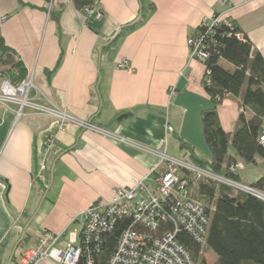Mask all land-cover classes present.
<instances>
[{"label":"crops","instance_id":"1","mask_svg":"<svg viewBox=\"0 0 264 264\" xmlns=\"http://www.w3.org/2000/svg\"><path fill=\"white\" fill-rule=\"evenodd\" d=\"M96 6L102 16L93 20L70 0H0V38L41 94L130 143L60 126L29 109L16 120L15 105L0 106V264H11L23 237L35 242L43 231L71 229L75 216L150 175L158 158L136 146L176 159L187 157L188 146L209 156L201 153L200 114L213 103L204 90L205 67L189 60L186 44L203 21L231 20L264 60V0H98ZM58 7L56 22L49 11ZM121 61L130 72L117 68ZM240 111V99L231 95L218 105L226 133Z\"/></svg>","mask_w":264,"mask_h":264},{"label":"trees","instance_id":"2","mask_svg":"<svg viewBox=\"0 0 264 264\" xmlns=\"http://www.w3.org/2000/svg\"><path fill=\"white\" fill-rule=\"evenodd\" d=\"M42 1L48 5L52 0ZM97 1L70 0L78 11L96 5ZM61 12L62 7L52 8L49 17L57 22ZM236 34L241 33L231 21L230 28L218 25L206 38L210 55L203 65L208 72L209 85L203 83L213 108L201 112L200 122L209 156L200 157L188 146L187 163L240 184L239 170L231 171L230 168L238 164L252 165L260 176L245 185L264 191V147L259 141L264 133V60L244 35L238 40ZM0 70L12 73L17 81L26 77L22 63L1 38ZM226 95L237 97L241 102V111L231 133L222 129L217 114V107ZM165 172L166 166L161 165L154 177ZM176 174L180 181L187 183L189 199L203 207L208 219L202 244L182 230L177 232L176 239L189 251L192 263L206 264L204 254L208 251L214 257L213 264H264V202L183 168H178ZM128 223L126 220L123 225L101 235L94 264H107ZM28 242L27 237L20 240L11 264H17L18 255Z\"/></svg>","mask_w":264,"mask_h":264},{"label":"built area","instance_id":"3","mask_svg":"<svg viewBox=\"0 0 264 264\" xmlns=\"http://www.w3.org/2000/svg\"><path fill=\"white\" fill-rule=\"evenodd\" d=\"M81 12L87 19L97 20L102 16L96 5ZM221 24L230 28L231 20L213 16L209 22L203 21L199 26L200 30L188 38L186 44L190 61L204 64L208 60L210 54L206 38ZM235 36L242 40L241 34ZM117 68L131 71L126 61L119 62ZM207 75L205 70L204 82L209 85ZM32 80V75H27L24 80L17 81L13 79L12 73L0 70V106L8 108L15 105L16 120L22 116L24 109H29L37 115L55 120L60 126L73 124L130 144L55 107L35 87ZM31 91H35L33 98L30 96ZM175 95V89L168 90L169 100ZM165 132H173L168 123ZM259 141L264 147V133ZM136 148L158 158V163L153 166L150 175L133 181L127 189L114 191L109 201L97 202L75 216L70 221L73 228H67L58 234L43 231L33 247L24 249L18 255L17 264H80L81 261L83 264H94L101 235L113 231L126 220L130 224L122 229L107 264H193L191 254L178 242L176 235L182 230L202 244L208 219L203 207L189 199L187 183L180 181L176 174L178 168L223 183L235 191L244 192L264 202V191L193 167L185 161L168 156L166 151L159 152L139 146ZM161 165L166 166L167 172L154 177ZM239 168H242L241 164L231 167L230 170L237 171ZM44 171L45 164L41 163L38 173Z\"/></svg>","mask_w":264,"mask_h":264},{"label":"rangeland","instance_id":"4","mask_svg":"<svg viewBox=\"0 0 264 264\" xmlns=\"http://www.w3.org/2000/svg\"><path fill=\"white\" fill-rule=\"evenodd\" d=\"M227 96V95H226ZM203 141V146H204V149H202L201 153L203 152H208V149H207V146L204 142V139H202ZM201 150V149H200ZM206 150V151H205ZM200 152V151H199ZM232 150L231 148L229 147V153H231ZM209 153V152H208ZM203 156V155H202ZM201 157V156H200ZM179 160H182V161H185L187 162L188 161V158L187 157H183V156H178ZM242 169H244L243 171H241ZM239 175H240V178H241V184H247L248 182H255L256 180H258L259 176H260V173L259 171L252 165H244L242 164V168H239V171H238ZM37 240V239H36ZM20 243V242H19ZM36 244V241H29L28 244H27V248H31L33 247L34 245ZM19 245V244H18ZM17 249V248H16ZM204 259H205V262L206 264H213L214 262V257L213 255L210 253V252H205L204 254Z\"/></svg>","mask_w":264,"mask_h":264},{"label":"water","instance_id":"5","mask_svg":"<svg viewBox=\"0 0 264 264\" xmlns=\"http://www.w3.org/2000/svg\"><path fill=\"white\" fill-rule=\"evenodd\" d=\"M18 244H19V243H17V245L15 246L14 250H16V248L18 247Z\"/></svg>","mask_w":264,"mask_h":264}]
</instances>
